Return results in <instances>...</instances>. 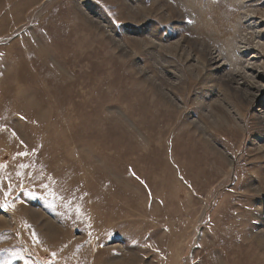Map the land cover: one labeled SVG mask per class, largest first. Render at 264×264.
Segmentation results:
<instances>
[{
  "label": "rangeland",
  "instance_id": "rangeland-1",
  "mask_svg": "<svg viewBox=\"0 0 264 264\" xmlns=\"http://www.w3.org/2000/svg\"><path fill=\"white\" fill-rule=\"evenodd\" d=\"M0 165V264H264V0H0Z\"/></svg>",
  "mask_w": 264,
  "mask_h": 264
},
{
  "label": "bare ground",
  "instance_id": "bare-ground-1",
  "mask_svg": "<svg viewBox=\"0 0 264 264\" xmlns=\"http://www.w3.org/2000/svg\"><path fill=\"white\" fill-rule=\"evenodd\" d=\"M230 29V28H229ZM228 28H225L224 30H223V33H225V34H227V33H229L230 32V30H229ZM221 31V30H220ZM235 42L236 41H234L233 43L235 44ZM251 43V42H250ZM249 44V43H248ZM235 45H237V43L235 44ZM235 45H234V47H233V51H234V56H233V58H232V63L234 64L233 66L234 67H232L231 68V70L230 69H228V70H230V71H228V72H231L232 71V73H231V77L230 78H232V80L233 81H236V78L238 77V78H242L243 80H244V82H243V84H248L249 82H251L248 78H247V75H246V73H245V70H246V68H244V64H245V60L243 59V55L241 54V52H240V50L239 49H237L236 47H235ZM250 45V44H249ZM233 46V45H232ZM254 47V46H253ZM252 47V45H251V47L249 46V49H248V51H250L251 52V50H254V49H256V48H253ZM258 50V49H257ZM262 50V49H261ZM231 53H233V52H231ZM232 55V54H231ZM226 59V58H225ZM230 60V59H229ZM225 63H227V62H225ZM231 64V63H230ZM229 64V65H230ZM226 65H228V64H224V68H227V66ZM237 66H239V68H240V70H236L235 68L237 67ZM238 68V69H239ZM226 70V69H225ZM240 83H238V85H239ZM185 154V153H184ZM185 156V155H184ZM187 161V160H186ZM188 166V165H187ZM186 166V167H187ZM186 167H184V168H186ZM189 168V167H188ZM187 171V170H186ZM255 193V192H254Z\"/></svg>",
  "mask_w": 264,
  "mask_h": 264
},
{
  "label": "snow or ice",
  "instance_id": "snow-or-ice-1",
  "mask_svg": "<svg viewBox=\"0 0 264 264\" xmlns=\"http://www.w3.org/2000/svg\"><path fill=\"white\" fill-rule=\"evenodd\" d=\"M21 155H27V153H21ZM0 167H3L2 165H0ZM3 207H8V205H2Z\"/></svg>",
  "mask_w": 264,
  "mask_h": 264
}]
</instances>
